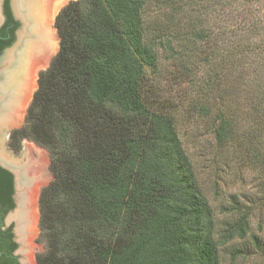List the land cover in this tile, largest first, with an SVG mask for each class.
Masks as SVG:
<instances>
[{"label":"trees","instance_id":"16d2710c","mask_svg":"<svg viewBox=\"0 0 264 264\" xmlns=\"http://www.w3.org/2000/svg\"><path fill=\"white\" fill-rule=\"evenodd\" d=\"M54 27L60 50L9 141L49 154L37 264H221V238L264 210V1L77 0ZM196 117L259 175V206L231 197L219 235L180 133ZM10 182L0 169V199Z\"/></svg>","mask_w":264,"mask_h":264},{"label":"rangeland","instance_id":"374dc122","mask_svg":"<svg viewBox=\"0 0 264 264\" xmlns=\"http://www.w3.org/2000/svg\"><path fill=\"white\" fill-rule=\"evenodd\" d=\"M72 1L77 0H66L61 4V8H59L54 17V23L62 8ZM54 56L52 58H54ZM48 66L40 70L39 73L46 70ZM37 85L38 78L34 93L37 90ZM34 93L24 112L21 124L14 129H19L24 125L26 113L33 100ZM180 128L184 147L191 158L200 182L206 189L210 198L216 216V230L219 235L225 229L227 223L237 219V217L230 212V205L232 204L231 197H235L240 203L247 207H253L254 205L259 206V196H257L260 195L259 183L257 182L259 175L252 174L249 170L245 169L244 166L242 167L241 164L236 162L235 157L229 153L220 152L216 147V141L213 137L211 128L207 127L205 122H199L197 117L193 118V121L184 120ZM29 144L38 147L43 152V157L48 163L50 172V178L40 186L36 194L35 211L37 215V228L35 237L33 238L32 244H28L30 236L29 229V232L27 231L28 238L25 245L27 248L26 259H28V264H37L36 257L45 250L44 243L39 240V197L41 190L50 184L53 177L50 170L49 154L45 149L37 146L33 142L24 141L20 154ZM29 188L30 186L23 189L25 196L28 194ZM253 236H257L264 242V210L260 208L255 210L250 220V234L245 239L234 238L233 240L225 241L221 238L223 244L219 246L220 263L264 264V251H258L257 248L254 247Z\"/></svg>","mask_w":264,"mask_h":264},{"label":"bare ground","instance_id":"6f19581e","mask_svg":"<svg viewBox=\"0 0 264 264\" xmlns=\"http://www.w3.org/2000/svg\"><path fill=\"white\" fill-rule=\"evenodd\" d=\"M64 1L66 0H16L15 4L17 14L23 18V33L20 36L18 46L14 48L7 59L8 63L11 62L12 65H15L17 61L20 62L21 70L16 69L14 74L10 73L6 78L8 85L5 87V93H10L13 99L11 98L8 103V110L3 108L7 112L0 121V155L6 161L19 164L21 167L18 173L19 177L23 178V176L28 175V181L31 182L26 202L27 219L30 226L28 244H32L37 228L36 194L40 186L50 178V172L43 152L38 147L29 144L20 155L15 156L7 148V141L10 132L21 124L24 112L35 91L39 71L45 69L52 57L59 51V37L53 24L54 17ZM31 29L33 30L31 31ZM30 32L34 38H37V43H31L33 48L30 46L31 48L29 47L30 49H27L26 54L23 55L24 33ZM25 60L28 61L27 65L24 64ZM17 80L20 82L18 83ZM26 183L27 181L21 184L23 186Z\"/></svg>","mask_w":264,"mask_h":264},{"label":"flooded vegetation","instance_id":"af4514ba","mask_svg":"<svg viewBox=\"0 0 264 264\" xmlns=\"http://www.w3.org/2000/svg\"><path fill=\"white\" fill-rule=\"evenodd\" d=\"M15 11L17 10L14 9L12 0H0V121L2 120V117L4 118L5 113L7 112L4 109L8 110V103L12 98L10 93H5V87L8 85L6 78L10 73L14 74L16 69H19V71L21 70L20 62L18 63L17 61L19 66L17 63L12 65L11 62L8 63L7 59L14 48L18 46L20 36L23 33L22 22L17 17ZM31 26H34V24H31ZM32 30L33 29H31V31ZM24 35L23 55L27 49H30L31 47L33 48L32 44L37 43V38H34V35H32L31 32L24 33ZM24 64L27 65L28 61L25 60ZM17 82L19 83L20 81L17 80ZM8 95H10V97H8ZM9 141H7V148L16 154L15 156L19 155L21 151L16 153L12 150L9 146ZM0 169L9 174L11 181L9 191L4 198L0 199V264H28V259H26L27 248L25 245L28 238L27 231L30 228L26 211L27 195H24L23 189L29 187L31 182L28 181V175L23 176V178L19 177V172L10 171L4 168L1 164ZM17 178L19 184L16 181ZM25 179L27 183L22 186L21 183H25Z\"/></svg>","mask_w":264,"mask_h":264},{"label":"water","instance_id":"95a60500","mask_svg":"<svg viewBox=\"0 0 264 264\" xmlns=\"http://www.w3.org/2000/svg\"><path fill=\"white\" fill-rule=\"evenodd\" d=\"M18 1V0H17ZM15 2H16V0H12V3H13V7H14V9H16V6H15ZM16 12V15H17V17L21 20V22H22V27H23V18L22 17H20L18 14H17V11H15ZM56 29V28H55ZM58 34V33H57ZM59 50H60V39H59ZM59 52V51H58ZM58 54V53H57ZM56 54V55H57ZM55 55V56H56ZM54 56V57H55ZM53 59V58H52ZM52 59H51V61H52ZM50 61V62H51ZM49 65H50V63H49ZM49 67V66H48ZM40 74V73H39ZM38 79H39V76H38ZM37 88H38V85H37ZM35 94V93H34ZM13 130H15V129H13ZM12 130V131H13ZM12 131L10 132V134H9V137H8V141H9V139H10V136H11V133H12ZM16 155V154H15ZM18 156V155H17ZM0 164L4 167V168H6V169H8V170H10V171H18L19 172V170H20V165L19 164H16V163H10L9 161H6L4 158H3V156L2 155H0ZM15 173V172H14ZM52 174V173H51ZM18 176V175H17ZM17 183L19 184V181H18V178H17Z\"/></svg>","mask_w":264,"mask_h":264}]
</instances>
